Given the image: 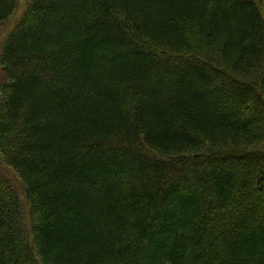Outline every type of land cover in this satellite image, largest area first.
Segmentation results:
<instances>
[{
  "label": "trees",
  "instance_id": "trees-1",
  "mask_svg": "<svg viewBox=\"0 0 264 264\" xmlns=\"http://www.w3.org/2000/svg\"><path fill=\"white\" fill-rule=\"evenodd\" d=\"M22 1L0 264H264V0Z\"/></svg>",
  "mask_w": 264,
  "mask_h": 264
},
{
  "label": "rangeland",
  "instance_id": "rangeland-1",
  "mask_svg": "<svg viewBox=\"0 0 264 264\" xmlns=\"http://www.w3.org/2000/svg\"><path fill=\"white\" fill-rule=\"evenodd\" d=\"M23 5H24V2L22 0H20V6H19L18 13H20V11L24 9ZM21 14L22 13L18 14L19 15L18 17H20ZM14 21H15V19L13 20V25H15ZM12 29H13L12 23H10V26H8V27L7 26L6 27H0V56L2 54V47H3L4 41L7 38L8 34L12 31ZM3 81H4V75L2 73V69L0 68V87H1V85L3 83ZM235 104H237V103H235ZM252 115H255V114L252 113ZM246 163H247V166H248L247 169L249 171H252L253 166H256L255 164H257V162H255V163L254 162H249V163L246 162ZM5 170H6V168H5ZM6 174L12 180L13 184L16 187L17 192L19 193L21 199L23 200L22 203H23L24 208H25V214L27 215V213H28V205L26 203L25 193H24V190L22 189L20 181L10 171L7 170ZM249 196H251V194H246L244 196H241V201L238 202L237 205L240 206L241 204L246 203V201H250Z\"/></svg>",
  "mask_w": 264,
  "mask_h": 264
}]
</instances>
